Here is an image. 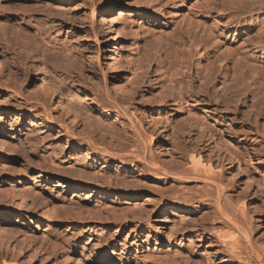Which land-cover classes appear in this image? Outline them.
<instances>
[{"label":"rangeland","instance_id":"rangeland-1","mask_svg":"<svg viewBox=\"0 0 264 264\" xmlns=\"http://www.w3.org/2000/svg\"><path fill=\"white\" fill-rule=\"evenodd\" d=\"M183 3L0 0L1 264H264L243 237L232 249L218 208L264 243V0ZM189 10L255 67L196 41ZM116 140L149 160L101 152Z\"/></svg>","mask_w":264,"mask_h":264},{"label":"bare ground","instance_id":"bare-ground-1","mask_svg":"<svg viewBox=\"0 0 264 264\" xmlns=\"http://www.w3.org/2000/svg\"><path fill=\"white\" fill-rule=\"evenodd\" d=\"M166 1H170V3L173 5V7H177V8H181L184 3H183V0H166ZM163 2V1H162ZM164 4H167V2H163ZM163 4V5H164ZM160 6V5H159ZM161 6H162V3H161ZM171 6V5H170ZM162 8V7H161ZM162 11V10H161ZM185 12V11H184ZM185 15V14H184ZM187 16V21L189 22V25L190 27H194L196 28V31L198 28H202L203 30L207 31V34L204 35V34H198L197 32L195 33V36H194V39L196 41H203L205 42V44L207 45H212V46H215L217 47L218 49H221L223 50L225 53H228V55L234 59V60H237V61H240V62H243V63H246L247 65H254L255 67V63L254 61L250 62V59L247 57V54L246 53H243L241 52V50L236 46V44H234L233 42L237 40V37H235V35H237V32H235L234 36H231V40L230 39H227L226 37V34H224V32H222V30L219 28L218 24L215 25V24H211V25H208L202 18H200L199 16H197L193 11L191 12L190 10L187 11L186 13ZM38 22V21H37ZM102 22L104 25H108L109 26V22L106 20L105 17H103L102 19ZM22 24V23H21ZM37 24V23H36ZM40 24V22L38 23ZM120 29V28H119ZM221 30V31H220ZM162 37V36H161ZM160 37V38H161ZM159 38V37H158ZM162 41V40H161ZM161 41H160V44H161ZM165 41V40H163ZM164 43V42H163ZM164 45V44H163ZM163 45H160L162 46V49L164 51H169L170 47H165ZM169 46V45H168ZM107 48V47H106ZM168 49V50H167ZM106 49H100V52L102 51H105ZM256 51H259L258 48L255 49ZM105 54V53H104ZM116 58V57H114ZM104 61L107 62L109 64V56L107 54H105L104 56ZM120 59V58H119ZM121 61V60H120ZM118 64H120V62L118 60L115 59V61ZM123 62V61H122ZM111 63V62H110ZM115 63V64H116ZM111 65V64H110ZM2 63L0 62V67H2ZM114 66V64H113ZM104 72V71H103ZM10 73V72H9ZM11 84L12 83H8V89H11V90H14L15 92L17 91V87L16 88H12L11 87ZM42 89H43V95H49V97H52L56 102H57V105L60 106V107H63V100H62V96H61V93L57 90L56 87H54L52 84L48 83V82H45L43 83V86H42ZM18 93V92H17ZM39 97V96H38ZM37 97V98H38ZM41 98V97H40ZM43 99V97H42ZM45 100V99H44ZM42 103V102H41ZM37 104V103H36ZM36 104H34L32 107H39L37 106ZM40 104V102H39ZM45 104V103H44ZM16 105V104H15ZM19 105V104H18ZM43 105V104H42ZM100 106V109L102 110V112L106 113V114H109L110 115V110L112 109V107L110 106V104H107L106 102H103V101H100L99 104ZM17 106V105H16ZM41 106V105H40ZM38 109V108H37ZM43 109H44V105H43ZM1 110V109H0ZM4 111H2V113H6L7 111H5V109H2ZM7 110V109H6ZM45 110V109H44ZM47 111V110H45ZM13 112L15 113H20L21 115L24 114L23 112L19 111L18 110H14ZM44 112V111H43ZM49 112V111H47ZM45 116H50V115H47L45 113ZM51 117V116H50ZM92 138H90L91 140ZM93 140V139H92ZM90 141V144H88L89 146V149H83L82 152L85 154H90L93 150L96 151L97 150V145L99 144H95L93 141ZM95 141V140H94ZM117 142L114 143V142H110V144H107L105 146L102 147V153H106V154H109V155H116L117 158L120 160V162H133L134 159H142V160H149L148 159V155L149 153L147 152L146 148H148L146 146V142L147 140L145 141V146H138V145H134V143L130 142V141H125V142H121V141H118L116 140ZM94 144H93V143ZM6 140H3L0 138V147H3L5 145ZM8 144V143H7ZM96 145V146H95ZM9 145H7L8 147ZM102 146V145H100ZM110 147V148H108ZM100 148V147H99ZM2 149V148H1ZM109 149H113L115 150L114 152H112L111 150ZM10 150V149H9ZM13 150V149H12ZM101 150V148L99 149ZM97 152V151H96ZM87 156V155H86ZM192 156V162H193V167H202L205 169V171H207L208 173L212 174V178L216 179V177L218 176L217 173L213 172L211 169V166L209 164H207L206 162H204L202 160V155L200 153V151L198 152H193V155ZM91 157V156H90ZM89 156L86 157V158H90ZM214 179H212L214 182H216ZM218 179V177H217ZM216 179V180H217ZM19 182H23V179L22 177H20V181ZM218 183V182H217ZM23 189L24 186H20L19 188ZM26 187V186H25ZM18 188V187H17ZM80 189V188H78ZM26 190V189H25ZM30 191V190H29ZM29 193V192H28ZM27 192L23 191L22 192V199L23 201L24 200H30L31 201V206L34 208V210L36 211V213L38 215H41V210H44L42 209V206L41 205L42 203L41 202V199H35L36 197H32L30 195V193L28 194ZM34 194V193H33ZM37 196V195H36ZM39 196V195H38ZM40 197V196H39ZM43 200V199H42ZM178 200V199H177ZM182 200V199H181ZM185 201V200H184ZM186 201H187V198H186ZM44 202V201H43ZM44 204V203H43ZM188 204V203H187ZM218 208L220 210V213H222V215H225L227 216L228 218L227 219H230L231 222L229 223V225H231V229H229V231L224 234H226L225 236L228 237L229 241V245H231L232 249H235L237 248L240 244V240L241 238L243 237V239L245 238V241L247 242L248 240V245L249 247H251L250 249L260 258H264V243H259V242H252L253 240H250L252 238H250V235H251V227H247L245 226L244 224H242L241 222H239L237 219L238 216L234 213V212H231L230 214V210H228L229 208H227L225 206V204L222 203L221 200H219L218 202ZM44 208V207H43ZM176 208H179L181 211H184L186 208L185 206L184 207H176ZM2 211V209L0 210V212ZM173 212V211H171ZM232 213H234L232 215ZM2 214H5V212L3 211ZM1 215V214H0ZM2 220H4V215H1ZM31 220V219H30ZM26 234V233H25ZM44 236V235H43ZM247 238V239H246ZM250 238V239H249ZM58 242V241H57ZM259 243V244H258ZM51 244V243H50ZM59 244V243H58ZM239 244V245H238ZM247 244V243H246ZM57 245V244H56ZM55 247V246H54ZM2 250V249H1ZM1 252V251H0ZM2 253V252H1ZM1 255V254H0ZM70 257V256H69ZM69 260V259H68ZM73 260V259H72ZM77 260V259H76ZM75 263L73 264H81L82 262L80 260H77V261H74ZM106 262H102L101 261V264H104ZM1 264V263H0ZM2 264H10L9 262L7 261H3Z\"/></svg>","mask_w":264,"mask_h":264}]
</instances>
